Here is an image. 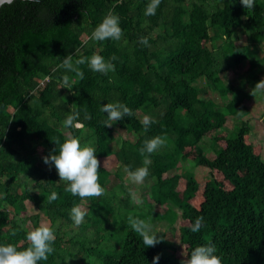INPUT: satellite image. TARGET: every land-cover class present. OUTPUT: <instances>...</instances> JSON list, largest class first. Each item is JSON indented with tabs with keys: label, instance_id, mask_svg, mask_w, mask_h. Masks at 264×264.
<instances>
[{
	"label": "trees",
	"instance_id": "16d2710c",
	"mask_svg": "<svg viewBox=\"0 0 264 264\" xmlns=\"http://www.w3.org/2000/svg\"><path fill=\"white\" fill-rule=\"evenodd\" d=\"M147 3L14 0L0 8V243L28 246L27 223L40 225L39 215L26 212L29 200L56 232L54 251L41 264H151L158 254V264H181L195 246L209 242L221 264H264L262 149L252 141L244 119L249 114L242 96L246 92L222 80L245 61L249 90L262 79L257 62L264 60L253 53L264 44V0H255L251 9L240 0H161L156 14L146 17ZM109 12L120 18L121 40L93 42L92 31ZM240 28L248 33L246 44H236ZM141 36L148 38L147 46L139 43ZM216 43L219 46L211 47ZM69 54L73 61L93 54L106 60L114 56L115 70L92 72L85 63L79 66L83 78L66 73L59 66ZM64 74L72 90L62 86ZM117 100L132 115L104 125L107 116L100 112L101 105ZM75 112L80 113L81 127L64 128V119ZM85 113L91 119H85ZM145 116L154 121L147 131L141 124ZM229 117L238 120L233 132L227 129ZM114 126L134 138L117 144ZM68 136L94 146L101 165V196H72L54 166L35 162L37 153L49 155L56 142L58 148ZM156 136L164 139V149L142 156L144 141ZM205 141L216 148L214 158L206 153ZM111 156L120 163L114 172L118 179L124 166L135 170L145 157L150 160L151 197L180 210L182 250L165 236L145 247L130 227L122 243L111 241L117 216L124 220L115 214L121 205L113 202L118 192L107 190L112 172L102 159ZM180 159L207 167L210 178L198 179L186 171L167 176ZM53 192L57 199L49 202ZM85 201L91 203L87 211ZM74 204L87 213L78 226L69 215ZM125 204L128 211L131 203ZM129 216L137 217L132 212ZM198 216L204 217L203 226L192 233Z\"/></svg>",
	"mask_w": 264,
	"mask_h": 264
},
{
	"label": "clouds",
	"instance_id": "9594fccd",
	"mask_svg": "<svg viewBox=\"0 0 264 264\" xmlns=\"http://www.w3.org/2000/svg\"><path fill=\"white\" fill-rule=\"evenodd\" d=\"M14 0H0V7L4 4L11 5ZM39 2V0H34ZM240 3L246 8L251 9L255 6V0H240ZM161 4V0H148L144 9V16H154ZM123 32L120 26V18L118 15L109 12L104 16L102 21L95 27L91 33L93 42H103L105 40H121ZM139 43L143 46L148 45V38L139 37ZM116 57H110L107 60L99 55L93 54L90 57H80L73 61V55L65 56L59 67L67 72H73L77 76L83 78V72L79 66L87 63V67L92 72L107 74L115 70L113 61ZM62 86L72 90L71 81L67 74L61 78ZM251 94L264 95V79L258 81L251 91ZM100 112L105 113L107 119L104 125H111L114 122L122 120L125 116H131L132 110L123 102L117 100L115 102H107L101 105ZM80 113L75 112L67 115L63 121L64 128H80L78 122ZM85 119H91V116L85 113ZM154 121L145 116L141 121L145 131ZM164 139L156 136L144 141L143 146L139 149L142 156L154 153L161 145ZM43 163L54 166L57 170L59 181L66 184L65 191L71 193L74 197L83 200L86 197H98L104 193L103 187L98 182V169L101 167L100 161L96 156L93 145L89 143L82 144L80 139L75 136L66 137L63 142L58 144L56 148L43 157ZM150 160L145 157L143 165L130 170L128 166L123 167L124 173L132 184H142L149 174L148 165ZM135 200V195H132ZM57 199V194L53 192L48 197L49 202ZM86 211L82 210L79 205L74 204L69 211L70 219L74 225H80L84 221ZM203 216L196 217L190 227L192 233H197L203 226ZM127 225L142 238L145 247L155 246L161 242L162 238L157 235L160 233L155 230L152 223L138 217H127ZM56 239L55 228L47 223H41L39 226L26 232V240L29 242L27 247H18L16 244L0 243V264H41L47 261L50 254L54 251V242ZM185 259L181 260V264H221V258L217 254L215 245L212 243L201 244L195 246L190 253L185 254ZM160 255L153 257L151 264H158Z\"/></svg>",
	"mask_w": 264,
	"mask_h": 264
},
{
	"label": "rangeland",
	"instance_id": "374dc122",
	"mask_svg": "<svg viewBox=\"0 0 264 264\" xmlns=\"http://www.w3.org/2000/svg\"><path fill=\"white\" fill-rule=\"evenodd\" d=\"M247 36L248 33L243 30V28H240L238 30L237 36H236V44H246L247 43ZM219 46L218 43L211 44V47L215 48ZM256 51H254L253 55L256 58H259V60H264V44L260 43L256 46ZM247 62H243L239 66H233L227 74L223 77V83L226 84V86L233 85L236 91H245L246 93H242V96H244V101L246 106L248 107L249 114L245 120H248L249 125L251 126V139L255 144H258L261 146L262 149V158L264 159V95H252L251 90H249L248 86L245 85V82H247V77H249V73L244 71V69L247 67ZM258 68L261 71L260 74H262V79H264V62L258 61ZM261 79V80H262ZM199 84H204L203 81H199ZM211 97L217 98L220 97L217 93H212ZM143 118V116H141ZM238 125V120H235L233 117H229L227 122V129H229L230 132H233L235 128ZM68 135V132H65ZM88 136L89 134H85ZM113 135L115 136V142L118 144L121 139H133L134 135L130 132H128L125 129H121L120 127L114 126L113 127ZM206 153L210 158L215 157V151L216 148H212V142L211 141H205L203 145ZM164 146H160L158 150H163ZM44 155L41 153H37L35 155V162L39 164L41 161H43ZM103 166L108 169L110 172H112V175L110 177L111 183H108L107 190L108 192L110 190H115L118 192V197L113 200L115 204H118L121 202V205L117 208L115 214H120L121 217L124 220H121L117 216V222L114 223L113 227V238L111 241L113 243H121L123 241L124 235L126 233L125 228H129V226L126 223V218L128 215V212H132L135 215H137L138 218L143 217L146 221H149L153 224L155 230L159 231L160 233H157V235L161 238L164 236L174 242L178 245L179 250L183 249V245L180 243L179 239V228H180V210L179 208H170V204L160 205L154 202L153 198L151 197L150 187L153 184L154 180L148 177L145 178V181L142 184H132L129 180L127 175L124 173L122 168V178H117L114 175V172L119 169V161L116 159L115 156H111L108 158L102 159ZM191 172L193 173L198 179L202 180H208L210 178V172L207 167L198 166L193 160L191 159H180L177 163V166L175 169L170 171L167 176H172L175 173L178 172ZM112 183L114 184V187L112 188ZM35 192V191H32ZM135 195V200H133L132 195ZM129 200L131 203L129 210L127 211V206L125 204V201ZM91 203L89 201H85L83 204V209L86 211L88 210V206ZM137 204V205H136ZM168 207L170 209H168ZM26 212L28 215H39L40 217V224L41 223H47L50 225L49 220L47 219L46 214L37 209L31 201H26ZM179 213V215H178ZM133 217V216H132ZM135 217V216H134ZM27 226L31 229H33V224L31 222L27 223ZM92 226V225H91ZM109 227V226H108ZM77 248V247H76Z\"/></svg>",
	"mask_w": 264,
	"mask_h": 264
},
{
	"label": "water",
	"instance_id": "95a60500",
	"mask_svg": "<svg viewBox=\"0 0 264 264\" xmlns=\"http://www.w3.org/2000/svg\"><path fill=\"white\" fill-rule=\"evenodd\" d=\"M1 8V7H0Z\"/></svg>",
	"mask_w": 264,
	"mask_h": 264
}]
</instances>
